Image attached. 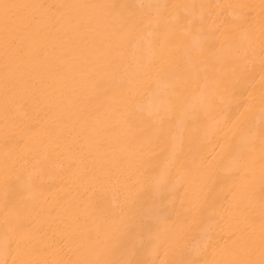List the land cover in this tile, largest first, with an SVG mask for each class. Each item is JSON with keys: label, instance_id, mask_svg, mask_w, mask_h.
Segmentation results:
<instances>
[{"label": "bare ground", "instance_id": "1", "mask_svg": "<svg viewBox=\"0 0 264 264\" xmlns=\"http://www.w3.org/2000/svg\"><path fill=\"white\" fill-rule=\"evenodd\" d=\"M0 264H264V0H0Z\"/></svg>", "mask_w": 264, "mask_h": 264}, {"label": "rangeland", "instance_id": "2", "mask_svg": "<svg viewBox=\"0 0 264 264\" xmlns=\"http://www.w3.org/2000/svg\"><path fill=\"white\" fill-rule=\"evenodd\" d=\"M194 232V228L193 227H191L190 229H189V232H188V234L189 235H191L190 233H193Z\"/></svg>", "mask_w": 264, "mask_h": 264}]
</instances>
